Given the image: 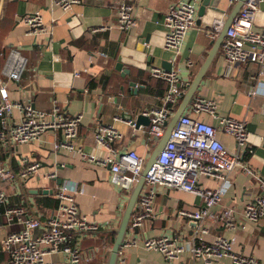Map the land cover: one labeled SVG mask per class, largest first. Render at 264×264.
Returning <instances> with one entry per match:
<instances>
[{
    "label": "crops",
    "instance_id": "1",
    "mask_svg": "<svg viewBox=\"0 0 264 264\" xmlns=\"http://www.w3.org/2000/svg\"><path fill=\"white\" fill-rule=\"evenodd\" d=\"M54 1L0 0V68L10 48L18 49L27 59L21 80L8 82L10 99L19 105L13 110L12 120H18L20 109L25 105L45 112L56 105L68 115H82L76 147L85 153L101 158L107 156L106 149L96 146L94 137L100 128L111 126L122 134L121 139L113 143L114 149L119 152L135 150L146 161L154 144L148 143L125 121L128 117L135 120L137 115L160 107L166 85L151 78V69H163L162 63L166 61L171 64V69L178 70L183 81L191 82L212 48V24L218 19L224 22L233 5L228 0L211 1L200 18V24L185 35L179 58L173 64L170 53L163 49L165 28L162 20L168 9L179 0H135V26L126 32L116 28L118 0H80L66 12L55 7ZM259 7L255 25L263 28L264 2ZM36 11L41 15L46 30L33 36L20 19ZM218 56L196 95L214 101L218 115L246 120L249 139L246 150L241 152V159L250 173L236 171L230 174L224 183L225 194L221 203L212 209L215 219L207 222L210 234L206 238L222 235L231 241L234 251L264 264V220L252 223L242 217L245 204L263 194L264 75L260 74V66L254 61L226 67ZM187 61L194 65L187 67ZM117 63L122 64L120 70L116 69ZM90 83H93L92 87ZM251 91H255V95H250ZM192 116L216 125L214 119L206 114ZM217 136L228 149L236 150L231 136L222 132ZM59 138L58 134L49 132L32 144L15 148L4 145V150L0 151V163L16 171L20 157L26 156L40 164V174L54 171L56 180L75 183L79 210L88 220L100 224L97 233L79 242L87 260L84 264H105L128 196L110 183L108 167L84 162L76 152L55 151L53 145ZM56 180L35 176L16 185L15 189L7 187L6 190L11 203H23L45 225L56 207L46 206L43 200L54 199L53 192L59 186ZM200 184L215 189L222 183L211 179L202 180ZM44 190L53 192L47 195L39 193ZM200 206V198L194 194L171 189L156 190L153 217L137 234H127L119 257L128 264H205L187 251L174 262L166 261L159 253L147 251L142 246L144 238L162 235L187 242L193 233L192 225L178 217V213L194 211ZM230 210L232 214L226 215ZM5 233L0 221V241ZM133 239L137 244L132 245ZM8 258L0 247V264H7ZM46 258L49 264H67V256L63 252ZM210 264L232 263L229 257H225Z\"/></svg>",
    "mask_w": 264,
    "mask_h": 264
},
{
    "label": "built area",
    "instance_id": "2",
    "mask_svg": "<svg viewBox=\"0 0 264 264\" xmlns=\"http://www.w3.org/2000/svg\"><path fill=\"white\" fill-rule=\"evenodd\" d=\"M237 1L228 0L230 5ZM200 2L201 0H179L164 14L163 49L170 53L173 64L179 58L185 35L196 26V13ZM261 2L264 0H246L228 30L218 53V58L226 67L246 65L254 61L260 66V74L264 75V27L258 28L255 25ZM79 3L80 0H55L54 6L66 12ZM134 3L135 0L117 2L116 28L121 32L129 31L135 26ZM20 22L30 35L45 33V25L37 11L23 16ZM222 25L221 19L214 21L210 32L212 39H216ZM97 54L106 56L103 53ZM193 65L191 61L186 62L189 68ZM26 68L27 59L18 49L10 48L0 68V151L4 150V145L15 148L32 144L49 132L58 134L60 138L53 145L55 151L64 149L76 152L84 162L108 167L110 183L121 188L128 196L141 175L145 160L135 150L119 152L114 149L113 143L120 140L122 134L113 127H102L95 134L96 146L108 152L106 157L101 158L76 147L82 115H68L56 105L48 112L25 105L20 109L18 120H12L13 110L19 108V105L10 99L8 82L18 83ZM150 76L166 83L160 107L143 113L150 120L148 126L136 129L132 120L125 122L145 137L148 143L155 144V139L163 136L166 124L191 82L183 81L178 70L174 68L166 71L154 67ZM249 94L255 95V91ZM262 109L264 113V103ZM193 114H206L214 119L216 125L198 120ZM220 132L234 139L235 151L228 149L218 139ZM171 136V140L145 176V184L130 218L127 234H137L144 223L153 217L156 190L182 191L198 196L201 201L197 210L178 213V217L188 220L192 225L190 239L183 243L178 237L169 235L146 237L142 241L145 250L157 252L166 261L173 262L187 251L194 259L205 264L225 257H229L232 264H262L249 255L234 251L231 241L222 235L206 238L210 234L207 222L215 219L212 209L221 203L225 194L224 183L230 174L236 171L250 173L241 159V152L246 150L249 139L246 120L220 116L214 101L195 95L189 107L177 120ZM40 169L38 162L30 161L26 156L20 157L16 171L9 165L0 163V221L6 229L0 247L9 257L7 264H49L46 257L60 252L67 256V264H84L87 260L83 257L79 242L97 233L100 224L88 220L79 210L75 183L64 180L61 186L52 191L57 206L45 225L23 203L13 204L9 199L7 187L15 189L16 185L26 183L35 176H40L43 180L57 179L54 171L40 174ZM211 179L221 182V186L214 189L200 184L202 180ZM261 188L263 194L249 200L244 206L242 217L247 222L257 223L264 220V181ZM225 214L229 216L232 211ZM131 243L137 244L135 239ZM118 260V264H128L119 255Z\"/></svg>",
    "mask_w": 264,
    "mask_h": 264
},
{
    "label": "water",
    "instance_id": "3",
    "mask_svg": "<svg viewBox=\"0 0 264 264\" xmlns=\"http://www.w3.org/2000/svg\"><path fill=\"white\" fill-rule=\"evenodd\" d=\"M213 0H202L201 4L197 11V20L196 24H200V18H202L205 14L206 8L209 6L210 2ZM217 0H214V2ZM246 2V0H238L232 7L231 12L225 19L222 25V29L219 32L218 36L212 43V48L207 52L206 58L204 62L201 64L197 72L195 73L193 79L191 80V83L188 84L185 92L182 95L181 101L177 105V108L172 115L171 119L168 121L165 127V131L162 137L155 139L154 147L148 157V159L144 163L143 170L141 172L140 177L138 178L137 183L132 188L133 190L130 191L126 203L123 208V212L121 214L119 225H117V228L115 230V238L111 247V250L108 254V257L105 261V264H118V255L121 247L124 244V241L127 236V230H128V224L130 221V218L134 212V209L136 208L137 200L140 196V193L144 187L145 184V176L147 172L151 169L153 164L156 162L158 155L165 149L167 143L171 140V132L174 128L177 120L180 118L182 113L185 111V109L189 106V104L193 101L194 96L197 94L201 83L203 79L206 77L208 71L212 66H214L215 59L219 53L220 46L224 40V38L227 35L228 30H230V27L237 19V16L240 12V9L242 5ZM114 35H116V32H114ZM163 69L166 71L171 70V64L164 61L162 63ZM122 68L121 63L116 64V69L120 70ZM130 86H134V83H130ZM124 119L125 118V115ZM127 120H132L134 122L135 128H139L140 126H148L150 123V120L147 116L143 114L137 115L135 120L133 118L128 117ZM58 185L61 186L63 184V179L56 180ZM38 192V191H37ZM40 194L47 195L51 194L52 191H40Z\"/></svg>",
    "mask_w": 264,
    "mask_h": 264
},
{
    "label": "trees",
    "instance_id": "4",
    "mask_svg": "<svg viewBox=\"0 0 264 264\" xmlns=\"http://www.w3.org/2000/svg\"><path fill=\"white\" fill-rule=\"evenodd\" d=\"M158 81H160V80H158ZM163 83H165V82H163ZM89 85H90V87H92L93 83H90ZM165 85H166V83H165ZM165 90H166V87H165ZM165 90H164V92H165ZM43 203L46 204V206L49 205V207H53V208H55L57 206L56 199L55 200L54 199L51 200L49 198H44ZM113 241H114V239H113Z\"/></svg>",
    "mask_w": 264,
    "mask_h": 264
}]
</instances>
